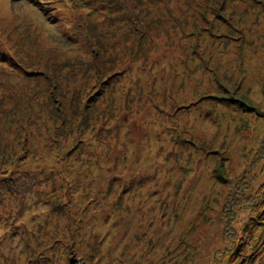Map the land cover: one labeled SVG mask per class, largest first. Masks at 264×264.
<instances>
[{
  "label": "rangeland",
  "instance_id": "1",
  "mask_svg": "<svg viewBox=\"0 0 264 264\" xmlns=\"http://www.w3.org/2000/svg\"><path fill=\"white\" fill-rule=\"evenodd\" d=\"M39 1L0 0V264H264V0Z\"/></svg>",
  "mask_w": 264,
  "mask_h": 264
},
{
  "label": "trees",
  "instance_id": "2",
  "mask_svg": "<svg viewBox=\"0 0 264 264\" xmlns=\"http://www.w3.org/2000/svg\"><path fill=\"white\" fill-rule=\"evenodd\" d=\"M86 4L87 5H91L90 8H88L89 10H88L87 14H85V15H79V17L76 16V19L77 20H75L74 16L72 17V16L57 15V16H54V17H56V20H53V21H57V23H60L61 26H62V29H64L65 32H67V30H69L67 28L68 25L69 26H72V30H71L72 31V34H71V36H74V32L73 31H75L76 29H85L86 27H88V25L90 23L88 22L87 19L91 15L99 14V13H97L99 11H102V12L104 10L108 11L111 14V18L110 19L116 21L118 24H124L125 22H126V24H128L131 21L129 19H123V18H126L128 16V14H129L128 13L129 12V7H128L127 11L122 8L121 9V13H120V17L119 18H115L116 17V14H112L115 11V9H116V7L114 6L115 2L113 0H91L90 2H87ZM124 8L126 9V6ZM53 13H55V11H53ZM50 19H52V18H50ZM120 19H122V20H120ZM22 28H25V29L28 30L29 29V26H24L22 24ZM40 30L45 33V30H44L43 27H40ZM43 39H44V44L45 45H46V39L48 41H50L48 39V37H46V38L44 37ZM50 42L58 43L59 44V42H57L55 40L54 41H50ZM54 47L49 48V49L56 50ZM58 51H63V50H58ZM1 54L2 53H0V56H1Z\"/></svg>",
  "mask_w": 264,
  "mask_h": 264
}]
</instances>
